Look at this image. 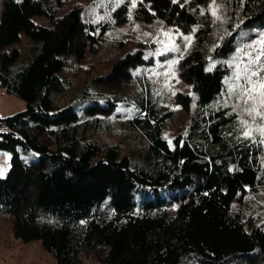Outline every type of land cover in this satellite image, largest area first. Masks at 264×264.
Segmentation results:
<instances>
[{"label":"trees","instance_id":"trees-1","mask_svg":"<svg viewBox=\"0 0 264 264\" xmlns=\"http://www.w3.org/2000/svg\"><path fill=\"white\" fill-rule=\"evenodd\" d=\"M221 1L238 21L229 20L213 58L242 28L264 27V0ZM211 2L139 0L134 8L140 20L158 18L182 32L197 27L196 47L178 61L193 96H175L192 119L185 134L170 138L173 112L143 73L152 60L145 51L119 57L107 74L61 101L74 88L68 65L77 68L87 51H97L102 31L82 20L77 5L57 16L62 0H2L0 87L26 101L24 110L0 116V153L10 154L0 215L16 239L40 240L57 264H85L84 257L103 264H264V217L245 220L233 206L264 192V145L243 135L238 112L221 95L228 65L209 69L199 49L211 29ZM126 8L113 12L115 23L127 20ZM22 34L31 43L19 61ZM113 111L140 137V150L123 152L108 140L116 126L104 116ZM30 150L35 159L22 156Z\"/></svg>","mask_w":264,"mask_h":264},{"label":"rangeland","instance_id":"rangeland-1","mask_svg":"<svg viewBox=\"0 0 264 264\" xmlns=\"http://www.w3.org/2000/svg\"><path fill=\"white\" fill-rule=\"evenodd\" d=\"M139 0H62V4L56 12L60 16L77 5L82 11V20L86 23H92L97 32L103 33L99 41L97 51H87L82 62L75 68L74 64H69L67 74L71 76L74 84L73 90L61 99L68 100L72 94H77L85 87L93 77L107 74L115 60L119 57L133 52L137 49L146 53V58L152 59L144 66L143 73L150 81L155 94L159 96L162 103L173 112V118L167 122L165 134L172 138L176 135L185 134L186 128L192 119L182 106L176 101L178 92L193 96L191 85L185 82L179 73L178 61L189 53L197 45V39L194 32L197 27L190 32H182L173 25L164 23L161 19L154 18L152 21L137 19L134 14V8ZM125 4L127 20L122 23H115L113 12ZM135 4V7L132 5ZM214 7H218L217 15H211V29L208 36L202 40L199 49L202 54L209 59L208 68L211 69L217 62H224L228 65V75L224 79L221 95L227 103H230L238 112L241 120L247 121L244 125V131H251L249 137H258L264 139V135L257 129L264 127V118L256 117L255 120L248 116L244 111L243 100L238 99L235 92L230 93V87L239 83L235 79L234 73L236 65L246 64L249 59V53L252 57L259 54L261 41H264V27L248 26L242 28L239 34L233 40L231 47L221 56L213 58L211 51L220 41L221 36L228 30L229 20L233 25L238 21L236 16L229 19L226 13V6L221 0H216ZM2 11V0H0V17ZM34 21L39 24L49 25L46 16H35ZM185 36H190L191 40H185ZM31 43L30 38L25 34L21 35V40L17 44L20 51L19 61H22L25 54L28 53V47ZM251 46V47H249ZM253 48L256 50L253 51ZM213 58V59H212ZM176 61V63H172ZM264 63V57H261ZM110 91H115L109 89ZM238 91V90H237ZM250 102L248 107H252ZM26 108V101L6 92L4 87H0V116L6 117L13 115ZM110 118L113 125L116 126L115 132L108 135V140L120 142L123 152L130 150H140V137L136 132H129L123 127V117L119 111L105 115ZM86 116L81 117V119ZM105 136V135H104ZM264 145V143H263ZM25 159H35V151H26L22 153ZM10 154L0 153V168L9 169ZM6 171V173H7ZM6 175V174H5ZM233 206L239 210L245 220H252L258 223L264 217V192L255 191L244 197L241 202L234 201ZM85 264H103L89 257H84ZM0 264H57L55 258L46 251L40 240L22 242L16 239L7 222L0 215Z\"/></svg>","mask_w":264,"mask_h":264},{"label":"snow or ice","instance_id":"snow-or-ice-1","mask_svg":"<svg viewBox=\"0 0 264 264\" xmlns=\"http://www.w3.org/2000/svg\"><path fill=\"white\" fill-rule=\"evenodd\" d=\"M173 2L175 3L177 0H173ZM215 4L216 0H212L211 4H209V8L212 9L211 15L219 20L220 17L217 15L218 7H214ZM132 6L135 7V4ZM184 39L190 41L191 37L185 36ZM260 43L264 45V41ZM255 50L256 49L253 48V51ZM248 55L249 59L246 64L242 66L240 64L236 65L234 76L239 83H237L234 88L230 87L229 92H235L237 98L243 100V104L245 105L244 111L255 120L256 117L264 118V63L261 62V57H264V47L260 48L259 54L255 57H252L250 53ZM172 63L174 64L176 61H172ZM250 102L253 105L252 107H248ZM240 123L242 125H247V121L245 120H241ZM257 130L264 135V127ZM243 135L249 137L251 131H244ZM260 142L264 143V139ZM6 171L7 169L0 168V179L5 177Z\"/></svg>","mask_w":264,"mask_h":264}]
</instances>
